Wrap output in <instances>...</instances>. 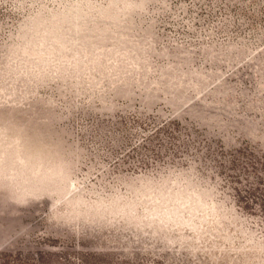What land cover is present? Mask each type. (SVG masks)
Here are the masks:
<instances>
[{
    "label": "rangeland",
    "instance_id": "1",
    "mask_svg": "<svg viewBox=\"0 0 264 264\" xmlns=\"http://www.w3.org/2000/svg\"><path fill=\"white\" fill-rule=\"evenodd\" d=\"M0 264H264V0H0Z\"/></svg>",
    "mask_w": 264,
    "mask_h": 264
}]
</instances>
